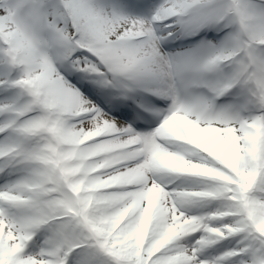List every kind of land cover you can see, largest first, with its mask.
Returning a JSON list of instances; mask_svg holds the SVG:
<instances>
[{
  "label": "snow or ice",
  "instance_id": "snow-or-ice-1",
  "mask_svg": "<svg viewBox=\"0 0 264 264\" xmlns=\"http://www.w3.org/2000/svg\"><path fill=\"white\" fill-rule=\"evenodd\" d=\"M0 264H264V0H0Z\"/></svg>",
  "mask_w": 264,
  "mask_h": 264
}]
</instances>
